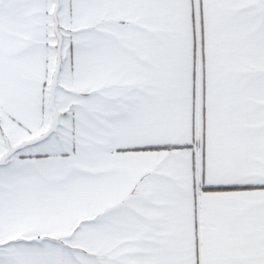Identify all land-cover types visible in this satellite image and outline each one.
Segmentation results:
<instances>
[{"label": "snow or ice", "instance_id": "1", "mask_svg": "<svg viewBox=\"0 0 264 264\" xmlns=\"http://www.w3.org/2000/svg\"><path fill=\"white\" fill-rule=\"evenodd\" d=\"M0 264H264V0H0Z\"/></svg>", "mask_w": 264, "mask_h": 264}]
</instances>
